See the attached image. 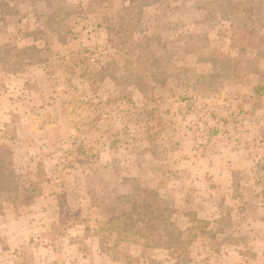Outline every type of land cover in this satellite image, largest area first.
I'll list each match as a JSON object with an SVG mask.
<instances>
[{
    "label": "rangeland",
    "instance_id": "1",
    "mask_svg": "<svg viewBox=\"0 0 264 264\" xmlns=\"http://www.w3.org/2000/svg\"><path fill=\"white\" fill-rule=\"evenodd\" d=\"M0 264H264V0H0Z\"/></svg>",
    "mask_w": 264,
    "mask_h": 264
},
{
    "label": "trees",
    "instance_id": "2",
    "mask_svg": "<svg viewBox=\"0 0 264 264\" xmlns=\"http://www.w3.org/2000/svg\"><path fill=\"white\" fill-rule=\"evenodd\" d=\"M142 206H146L145 204H141ZM129 210L127 212H119V216L115 217L116 219L120 220L116 228L119 227L121 229V232H129L133 230H137L138 233H140L141 237L144 239V243L150 244V241H154V234H157L158 237H165L169 239V241H176L171 239V235L180 234V231L176 228L171 229H162V233H158L159 226L155 224V221L153 219H156L157 212H151L149 216H146L145 212L138 214L137 212H131L132 204H129ZM111 222L107 221L105 222L106 225H109ZM114 225V221L112 223ZM177 244L173 246V249H177Z\"/></svg>",
    "mask_w": 264,
    "mask_h": 264
}]
</instances>
